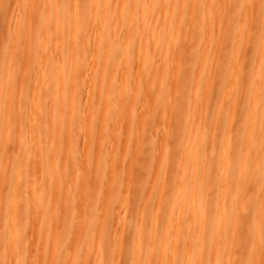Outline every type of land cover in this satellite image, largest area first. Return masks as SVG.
<instances>
[{
    "label": "bare ground",
    "instance_id": "obj_1",
    "mask_svg": "<svg viewBox=\"0 0 264 264\" xmlns=\"http://www.w3.org/2000/svg\"><path fill=\"white\" fill-rule=\"evenodd\" d=\"M59 1L0 0V264H264V0Z\"/></svg>",
    "mask_w": 264,
    "mask_h": 264
},
{
    "label": "rangeland",
    "instance_id": "obj_2",
    "mask_svg": "<svg viewBox=\"0 0 264 264\" xmlns=\"http://www.w3.org/2000/svg\"><path fill=\"white\" fill-rule=\"evenodd\" d=\"M62 3H63L62 0H60L59 1L60 7L62 6ZM69 11H70V8H67L66 9V12L69 13ZM201 14H202V12H199L198 13V16H200ZM236 19L237 20L240 19V15L237 14V13H236ZM198 20H199V17H198ZM246 29H248V28H246ZM11 31H13L12 25L10 26V25H7L5 22L0 21V43H3L4 47H6V48H8V46L10 44H12V43L14 44V42H16V38H15L14 35L11 34ZM18 51H19L18 57H19V62H20L21 61V58L20 57H21V55L23 56V52H22L21 49H18ZM226 51H227V49H226ZM37 54H38V51H37V49H35L32 52V56H31V59H30V62H31L30 65L33 66V67L36 65V60H37V57H38ZM242 60H243V64H242L243 65V68L246 71L250 70V65L252 64V55L248 54V51L246 49H243L242 50ZM190 68L191 69L189 70L188 75L190 76V78H193L194 79V77H195V75H194L195 64L194 63H191V67ZM246 79H247V82L249 83V78H246ZM229 82H230L229 80H220V83H221L222 86H226L227 84L229 85ZM30 83H31V80L28 79V78H26L25 79V83H24L25 86H26V90L25 91H27L29 89V86L30 85H28V84H30ZM230 87L232 88V90L230 91L231 92L230 93V99L232 100V102L233 101L239 102L240 100L242 102L245 101V98H243V95L241 94V90L239 89L238 86H232L231 85ZM183 92H184V94L187 97L190 96V94H191V90H190V88L188 86H184ZM228 106L229 105H225V106H223V107H221L219 109L220 110V114H219L220 115L219 116L220 120H223V119H225V117H227L228 112H229L228 111ZM149 109H152V110H154L156 112L157 111V106H155V105L150 106ZM208 110L210 111L209 113L211 115H213V114L216 113V111H217L216 100H212L209 103ZM128 123H129L128 121L125 122V124H124V127L125 128L128 127ZM80 125H82L81 122H80ZM143 127L146 128V132L149 131V128H147L146 124ZM1 129H2V123L0 122V130ZM217 133H218L217 134L218 140L219 141H222L220 143L223 144V142L225 141V139L223 140V138H222L221 129H219L217 131ZM41 135L43 137V132H41ZM233 136H234V134L232 135V137ZM241 139H244V137L242 136ZM107 141H108L107 138H105V140H104L105 145L108 144V143H110L109 141L108 142ZM80 152H81V147H79V149H77L76 155H78ZM177 157H178V155H177ZM15 160H16V162H14L15 163L14 166L17 167V166H19V164H18L19 163V159L15 157ZM61 163H68V161L66 160V153L64 151L62 152V155H61ZM152 176H153V170L150 173L148 179L150 180L152 178ZM208 187H209L208 184H204V189L205 190ZM89 204H91V203H89ZM89 204H87V207H90L91 206ZM63 233L67 234V231L66 232H63ZM124 235H126V237L124 239L125 245L127 246L129 244H132V242L134 241V232H133V230H130V231L125 232ZM129 257H130V255L127 253V251H125V252L122 253V259L124 261L127 260V259H129Z\"/></svg>",
    "mask_w": 264,
    "mask_h": 264
}]
</instances>
